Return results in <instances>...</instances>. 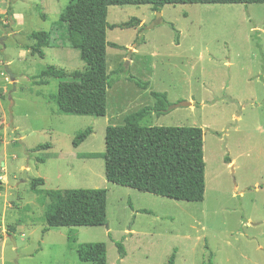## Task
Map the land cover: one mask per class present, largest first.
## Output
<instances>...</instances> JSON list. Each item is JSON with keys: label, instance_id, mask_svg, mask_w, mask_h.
<instances>
[{"label": "rangeland", "instance_id": "obj_1", "mask_svg": "<svg viewBox=\"0 0 264 264\" xmlns=\"http://www.w3.org/2000/svg\"><path fill=\"white\" fill-rule=\"evenodd\" d=\"M70 1L0 0V264H93L79 259L86 242H105L108 264H170L175 249V264H264V4L110 6L107 39L122 47L108 46V72L123 67L148 87L121 74L106 116L96 117L60 113L52 99L59 80L39 83L51 65L67 78L85 69L80 52L58 46L41 57L27 48L36 42L28 34L49 31ZM151 91L166 92L176 107L142 124L204 131L203 202L109 182L104 158L85 156L105 152L108 125L153 105ZM88 126L93 133L74 147ZM39 177L45 184L33 188ZM74 188L108 190V223L44 234L48 192Z\"/></svg>", "mask_w": 264, "mask_h": 264}, {"label": "trees", "instance_id": "obj_2", "mask_svg": "<svg viewBox=\"0 0 264 264\" xmlns=\"http://www.w3.org/2000/svg\"><path fill=\"white\" fill-rule=\"evenodd\" d=\"M264 4V0H71L61 12L49 31H32L28 36L35 40L29 45L31 54L46 55L44 48L68 46L77 49L87 66L75 70L67 78L66 70L51 65L39 75L40 84H48L44 77L59 80L58 91L52 95L58 111L62 114L80 116H106L108 89L119 81L120 75L147 89L148 82L119 71L108 72V46L121 48L107 39L109 7L113 5H151L161 10L165 5L177 4ZM13 6L7 10L13 15ZM45 18V15H42ZM138 21L139 19H134ZM118 25H112V28ZM121 26L132 27L130 20ZM114 74V75H113ZM154 104L128 114L124 124L106 127L105 152L85 154L90 158L105 160V176L109 182L131 187L157 196L179 201L203 202L206 194V161L204 155V131L197 126H151L142 122L155 114L161 116L170 111L172 102L166 92L151 91ZM93 127L79 131L73 140L74 147L80 146L91 134ZM0 132V147L2 145ZM41 144L33 149L50 148ZM229 163L231 160L226 159ZM44 162V159H39ZM32 187L45 184L41 177L32 179ZM1 189V187H0ZM50 202L45 212L47 226L51 227L102 226L108 223V190L106 188H74L51 190ZM130 206L133 204L129 201ZM142 212L151 213L147 209ZM76 242L74 236L68 237ZM121 258L126 256L123 240L117 241ZM177 250L171 255L170 264H175ZM105 242H86L78 245L79 259L93 264H108Z\"/></svg>", "mask_w": 264, "mask_h": 264}, {"label": "water", "instance_id": "obj_3", "mask_svg": "<svg viewBox=\"0 0 264 264\" xmlns=\"http://www.w3.org/2000/svg\"><path fill=\"white\" fill-rule=\"evenodd\" d=\"M179 105L182 106H190L191 105V101H182ZM176 107V105H172L171 108Z\"/></svg>", "mask_w": 264, "mask_h": 264}, {"label": "crops", "instance_id": "obj_4", "mask_svg": "<svg viewBox=\"0 0 264 264\" xmlns=\"http://www.w3.org/2000/svg\"><path fill=\"white\" fill-rule=\"evenodd\" d=\"M108 111V110H107ZM153 115H155V114H153ZM126 117V116H125ZM124 120H125V118H124Z\"/></svg>", "mask_w": 264, "mask_h": 264}]
</instances>
